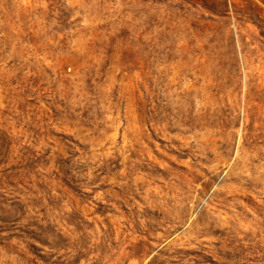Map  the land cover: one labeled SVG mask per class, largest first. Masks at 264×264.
Segmentation results:
<instances>
[{
    "label": "rangeland",
    "instance_id": "obj_1",
    "mask_svg": "<svg viewBox=\"0 0 264 264\" xmlns=\"http://www.w3.org/2000/svg\"><path fill=\"white\" fill-rule=\"evenodd\" d=\"M0 264H264V0H0Z\"/></svg>",
    "mask_w": 264,
    "mask_h": 264
}]
</instances>
